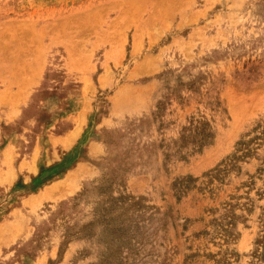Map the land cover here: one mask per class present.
<instances>
[{"label":"rangeland","instance_id":"374dc122","mask_svg":"<svg viewBox=\"0 0 264 264\" xmlns=\"http://www.w3.org/2000/svg\"><path fill=\"white\" fill-rule=\"evenodd\" d=\"M0 264H264V0H0Z\"/></svg>","mask_w":264,"mask_h":264},{"label":"crops","instance_id":"0c3cea01","mask_svg":"<svg viewBox=\"0 0 264 264\" xmlns=\"http://www.w3.org/2000/svg\"><path fill=\"white\" fill-rule=\"evenodd\" d=\"M103 123H108L107 119H103ZM77 131H78L77 129L73 128V130L71 129L69 131V133H67L64 137H61V139L63 138V140H64L63 143H70L72 141L71 133H72V135H74V137H77L79 135Z\"/></svg>","mask_w":264,"mask_h":264},{"label":"trees","instance_id":"16d2710c","mask_svg":"<svg viewBox=\"0 0 264 264\" xmlns=\"http://www.w3.org/2000/svg\"><path fill=\"white\" fill-rule=\"evenodd\" d=\"M239 144H241V143H239ZM244 146V145H243ZM246 149V147L244 148V150Z\"/></svg>","mask_w":264,"mask_h":264}]
</instances>
